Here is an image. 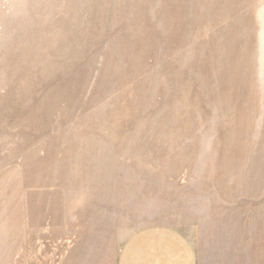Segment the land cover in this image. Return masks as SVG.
<instances>
[{
  "label": "rangeland",
  "instance_id": "374dc122",
  "mask_svg": "<svg viewBox=\"0 0 264 264\" xmlns=\"http://www.w3.org/2000/svg\"><path fill=\"white\" fill-rule=\"evenodd\" d=\"M156 231L264 264V0H0V264Z\"/></svg>",
  "mask_w": 264,
  "mask_h": 264
},
{
  "label": "crops",
  "instance_id": "0c3cea01",
  "mask_svg": "<svg viewBox=\"0 0 264 264\" xmlns=\"http://www.w3.org/2000/svg\"><path fill=\"white\" fill-rule=\"evenodd\" d=\"M140 246L123 264H197L190 244L175 232H153L142 237Z\"/></svg>",
  "mask_w": 264,
  "mask_h": 264
}]
</instances>
